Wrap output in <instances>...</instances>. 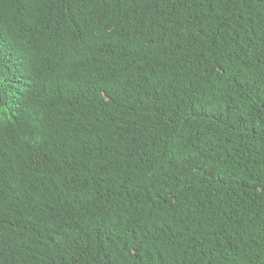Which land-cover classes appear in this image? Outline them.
I'll use <instances>...</instances> for the list:
<instances>
[{
  "label": "trees",
  "instance_id": "obj_1",
  "mask_svg": "<svg viewBox=\"0 0 264 264\" xmlns=\"http://www.w3.org/2000/svg\"><path fill=\"white\" fill-rule=\"evenodd\" d=\"M264 0H0V264H264Z\"/></svg>",
  "mask_w": 264,
  "mask_h": 264
},
{
  "label": "snow or ice",
  "instance_id": "obj_2",
  "mask_svg": "<svg viewBox=\"0 0 264 264\" xmlns=\"http://www.w3.org/2000/svg\"><path fill=\"white\" fill-rule=\"evenodd\" d=\"M262 62H264V59H262Z\"/></svg>",
  "mask_w": 264,
  "mask_h": 264
}]
</instances>
